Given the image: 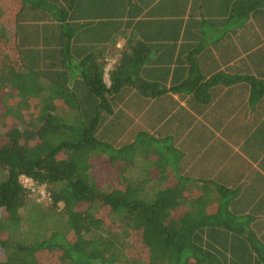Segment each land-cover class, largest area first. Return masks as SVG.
Instances as JSON below:
<instances>
[{"label": "trees", "instance_id": "1", "mask_svg": "<svg viewBox=\"0 0 264 264\" xmlns=\"http://www.w3.org/2000/svg\"><path fill=\"white\" fill-rule=\"evenodd\" d=\"M75 24V0H0V264H264V241L234 239L233 192L189 194L157 173L172 136L126 132L119 95L151 51L136 47L109 86L96 58L76 62Z\"/></svg>", "mask_w": 264, "mask_h": 264}, {"label": "crops", "instance_id": "2", "mask_svg": "<svg viewBox=\"0 0 264 264\" xmlns=\"http://www.w3.org/2000/svg\"><path fill=\"white\" fill-rule=\"evenodd\" d=\"M263 5L264 0H75L76 62L96 58L110 86L112 71L136 47L151 51L134 78L138 83L119 95L123 110L116 111L124 114L126 132L172 136L173 164L157 173L173 183L185 178L189 194L207 185L211 197L218 187L233 192L228 217L234 239L244 241L251 234L264 241ZM116 15L123 22L118 36ZM192 85L204 89L208 101H197Z\"/></svg>", "mask_w": 264, "mask_h": 264}, {"label": "rangeland", "instance_id": "3", "mask_svg": "<svg viewBox=\"0 0 264 264\" xmlns=\"http://www.w3.org/2000/svg\"><path fill=\"white\" fill-rule=\"evenodd\" d=\"M21 181L26 187L34 191L32 196L33 200H35L34 202L39 203L41 206H48L51 203L48 196L49 193L46 191L48 187L46 184H37L32 178L26 176H21ZM41 257L43 258V256H39L40 259Z\"/></svg>", "mask_w": 264, "mask_h": 264}]
</instances>
